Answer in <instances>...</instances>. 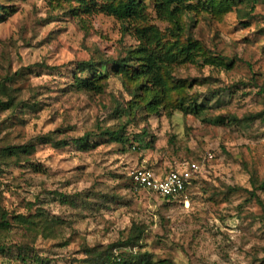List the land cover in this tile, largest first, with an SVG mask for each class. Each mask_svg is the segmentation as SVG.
<instances>
[{
    "label": "rangeland",
    "instance_id": "374dc122",
    "mask_svg": "<svg viewBox=\"0 0 264 264\" xmlns=\"http://www.w3.org/2000/svg\"><path fill=\"white\" fill-rule=\"evenodd\" d=\"M0 4L9 7L0 18V63L11 72L22 71L14 87L34 108L26 112L24 125L13 127L9 120L2 124L0 144L31 142L35 146L26 159L0 166L3 203L11 210L10 229L0 230V264H39L36 257L44 264H86L84 249L104 250L135 228L141 236L131 251L148 252L154 260L264 264V221L260 219L264 189L257 191L259 201L250 199L248 193L250 170L264 181V123L219 126L202 120L215 115L242 118L263 110V94L257 86L248 85L252 78L257 85L264 82L262 0L251 10L242 7L247 17H241L237 8L220 19L207 13L184 17L193 37L232 61L233 67L229 71L204 67L202 76L213 81L194 87L202 94L198 104L209 107L204 115L144 114L127 128L128 133L147 127L155 146L151 150L131 147L125 152L101 136L91 137L96 145L86 152L72 144L54 148L36 139L53 133L56 140H69L86 132L114 129L112 101L130 99L118 79L110 75L103 96L68 86L76 62L90 56L123 55L118 23L103 15H83L84 22H80L40 0H0ZM122 41L134 44L129 36ZM180 72L200 77L193 66ZM20 105L15 103L16 112ZM6 115L2 113L0 119ZM208 153L213 159H207ZM190 161L199 165V173L172 203L151 191L129 188L128 176L134 168L167 172ZM227 186L233 190L227 191ZM17 197L23 200L22 207ZM17 213L42 214L51 220L52 232L45 238L26 234L12 220ZM25 241L34 258L24 262L14 245Z\"/></svg>",
    "mask_w": 264,
    "mask_h": 264
},
{
    "label": "trees",
    "instance_id": "16d2710c",
    "mask_svg": "<svg viewBox=\"0 0 264 264\" xmlns=\"http://www.w3.org/2000/svg\"><path fill=\"white\" fill-rule=\"evenodd\" d=\"M40 1H44L53 11H61L63 15L80 20V22H84L81 19L83 15H103L111 17L118 23L119 31H121L119 43L123 55L119 54L120 56L117 57L90 56L87 60L76 62L75 67L70 71L72 82L68 88L72 87L76 92H84L89 95L103 96L106 93L108 79L112 75L120 81L130 99L124 101L122 97H118L121 101L117 99L112 101L110 112L114 116L116 115L114 129L108 127L94 132H86L80 137L69 140H65V138L56 140L53 133L37 136L36 139L42 144H51L54 148H64L72 144L76 149L86 152L96 145L92 144L91 137L101 136L109 143L119 144L120 149L125 152L131 147L142 150L154 148L155 137L147 127H142L138 133H128L127 128L136 124L138 117H143L144 114H164L167 117H170L175 111L195 117L205 114L209 107L198 104V98L202 94L194 88L213 81L209 80V76H202L204 67L208 66L211 70L224 71H229L233 67L232 61L227 60L221 54L211 52L201 41L193 37L184 17L187 14L207 13L215 19H220L236 8L241 12V17H247L249 13L243 12L245 10H242V7H249L251 10L259 0ZM262 1L264 2V0ZM7 7L0 4V18L7 13ZM128 36L134 41V44H126L125 41H122ZM191 66L198 70L200 77L181 74L180 69L186 70ZM0 67L4 70V73L2 72L0 75V115L7 114L3 119H0L1 134L3 123L9 120V125L13 127L24 125L26 112L34 108L29 100L23 101L20 89L14 87L22 71L11 72L8 66L4 67L3 62L0 63ZM248 85L257 86L264 98V82L257 85L256 80L252 78ZM15 103H21L19 112H16ZM202 120L219 126L228 122L229 124L231 122L240 124L254 120L264 123V108L261 112L248 113L242 118H237L234 115H215ZM67 130L69 129L59 131ZM34 150L35 146L31 142L22 145L0 144V166L8 164L12 160L18 161L22 157L26 159L25 155L32 154ZM192 162L195 161L187 163ZM195 178L192 179L191 184ZM128 181L132 192L144 190L135 185L130 176H128ZM249 181L251 185V189L248 190L250 199L259 201L257 191L264 189V181L258 180L255 170L249 171ZM230 190L233 188L227 186V191ZM4 198L0 182V230H9L11 223L8 217L11 210L4 206ZM161 198L165 202H173L171 198ZM18 202L22 207L23 200L17 197ZM260 219L264 221V213L260 215ZM12 220L16 225L24 228L26 234L29 235L36 233L45 238L47 233H51L53 230L51 220L43 219L40 213L34 216L22 213L13 214ZM140 234L141 230L135 228L125 236L123 241L109 244L104 250L84 249V253L87 255L84 262L86 264H169L165 259L154 260L152 254L148 252L134 253L131 251V248L138 244ZM14 247L18 251L17 257L22 261L34 258L31 256V248L27 241L14 245ZM2 252L3 249L0 246V253ZM34 261L44 264V260L38 257Z\"/></svg>",
    "mask_w": 264,
    "mask_h": 264
},
{
    "label": "built area",
    "instance_id": "2783aa9c",
    "mask_svg": "<svg viewBox=\"0 0 264 264\" xmlns=\"http://www.w3.org/2000/svg\"><path fill=\"white\" fill-rule=\"evenodd\" d=\"M207 159H213V155L208 153ZM198 173L199 165L192 162L182 164L181 167L161 174L147 167L134 168L130 171L129 176L138 187L174 200L185 193L192 179Z\"/></svg>",
    "mask_w": 264,
    "mask_h": 264
},
{
    "label": "crops",
    "instance_id": "0c3cea01",
    "mask_svg": "<svg viewBox=\"0 0 264 264\" xmlns=\"http://www.w3.org/2000/svg\"><path fill=\"white\" fill-rule=\"evenodd\" d=\"M156 171H157L158 173H160V174L164 172V171H161V170H156Z\"/></svg>",
    "mask_w": 264,
    "mask_h": 264
}]
</instances>
